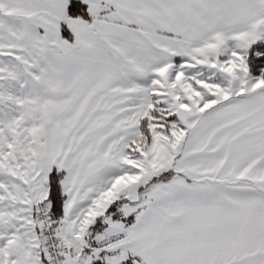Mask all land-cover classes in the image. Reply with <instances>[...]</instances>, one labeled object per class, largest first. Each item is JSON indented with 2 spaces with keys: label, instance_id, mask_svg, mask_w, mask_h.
Wrapping results in <instances>:
<instances>
[{
  "label": "snow or ice",
  "instance_id": "6c2138e0",
  "mask_svg": "<svg viewBox=\"0 0 264 264\" xmlns=\"http://www.w3.org/2000/svg\"><path fill=\"white\" fill-rule=\"evenodd\" d=\"M0 264H264V0H0Z\"/></svg>",
  "mask_w": 264,
  "mask_h": 264
}]
</instances>
